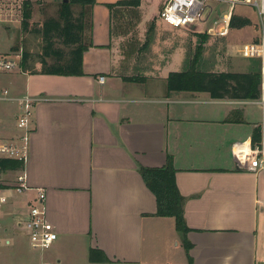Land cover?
<instances>
[{"label":"crops","instance_id":"0c3cea01","mask_svg":"<svg viewBox=\"0 0 264 264\" xmlns=\"http://www.w3.org/2000/svg\"><path fill=\"white\" fill-rule=\"evenodd\" d=\"M118 1L95 0L84 8L81 74L23 72L25 86L0 87L13 96L41 98L34 106L25 166L28 189L15 194L9 187L19 170H3L13 176L1 182L6 203L0 264H41L45 258L98 264L88 260L91 248L107 257L104 264H188L185 250L180 256L174 218L154 215L155 196L139 172L163 167L168 156L184 198L193 264H264V171L239 168L231 152L233 143L251 140L254 128L264 135V105L256 99L211 98L207 92H169L168 74L186 68L183 44L170 51L168 44L160 49L153 43L154 0H140L136 7ZM240 16L257 26L254 39L244 42L257 41L264 18L258 16L259 24L250 14ZM161 22V29H174ZM176 51L177 63L171 64ZM235 51L227 54L237 59L206 60L209 67L202 70L249 72L251 60ZM15 73L21 71L6 74ZM5 103L10 105L6 126L13 131L19 107ZM37 189L45 192L46 216L58 235L40 251L38 263L24 232L14 226Z\"/></svg>","mask_w":264,"mask_h":264},{"label":"trees","instance_id":"16d2710c","mask_svg":"<svg viewBox=\"0 0 264 264\" xmlns=\"http://www.w3.org/2000/svg\"><path fill=\"white\" fill-rule=\"evenodd\" d=\"M95 0H68L62 2L58 18H48L41 28L35 30L41 35V51L37 55L40 68L36 71H27L30 74H54V75H79L81 74L82 54L85 46L82 43L83 30L86 24L85 7L92 6ZM140 0H121L115 3L118 6L136 7ZM78 5L81 10L74 15L71 6ZM114 4L109 6L112 8ZM21 26L26 30L30 19V3L25 1L23 5ZM251 24V21L242 16L231 14L229 28H243ZM153 28V21L149 31ZM147 41V40H146ZM148 42V41H147ZM62 46L67 51H64ZM27 56L22 54L21 69L27 70ZM51 58V62L47 59ZM258 68L251 66L249 72H209L198 70L194 60L188 61L182 71H172L167 76V90L207 92L211 98L230 99H256L259 94V63ZM261 140L260 127L254 128L251 142L258 143ZM2 170H18L21 163L13 159L0 160ZM139 172L156 200L155 216H169L175 220V228L181 236V243L185 250L188 264H193L189 255L192 243L187 239L190 228L187 227L183 217L184 198L180 194L176 181L175 169L170 156L163 167H140ZM91 263L108 262L102 251L91 248L88 254Z\"/></svg>","mask_w":264,"mask_h":264},{"label":"built area","instance_id":"2783aa9c","mask_svg":"<svg viewBox=\"0 0 264 264\" xmlns=\"http://www.w3.org/2000/svg\"><path fill=\"white\" fill-rule=\"evenodd\" d=\"M208 0H166L159 12V18L173 28H185L190 24L200 22L203 13L209 9ZM225 1V0H224ZM230 3L229 12L223 16L222 25L217 33L214 26L207 29L210 34L225 36L229 30L231 11L236 4H243L253 8L259 17L264 16V0H226ZM3 7L0 5V11ZM3 10H5L3 8ZM7 11H10L7 8ZM240 56L259 61V94L256 98L258 104L264 105V31L257 41L243 43L240 47ZM22 53L18 51H0V74L21 71ZM104 77L98 81L103 82ZM41 100L40 97L28 93L11 95L7 88L0 89V103L15 101L19 112L14 119L13 131L9 129L6 119L0 116V160L13 159L21 163L10 189L18 193L28 189L26 185L25 166L29 159L30 134L33 125L34 106ZM231 152L236 165L247 171H264V135L258 143L251 140L238 141L232 144ZM2 169L0 167V216L2 207L6 203V196L2 192ZM45 192L37 189L36 196L28 205L27 212L23 217L15 220L14 226L22 229L29 246L36 251L49 249L57 239V232L53 224L48 220L45 212ZM5 229L0 221V233Z\"/></svg>","mask_w":264,"mask_h":264},{"label":"rangeland","instance_id":"374dc122","mask_svg":"<svg viewBox=\"0 0 264 264\" xmlns=\"http://www.w3.org/2000/svg\"><path fill=\"white\" fill-rule=\"evenodd\" d=\"M25 1L30 3V19L29 25L26 30L22 29L21 21L23 15V5ZM63 0H0V5L3 8L0 11V51H18L27 53V71H36L40 68L38 54L41 51L42 39L41 35L35 30L41 28L42 23L48 18H58L59 9ZM155 1L158 3L155 4ZM166 0H154L151 2L153 5V12H155V17L152 19L153 26L155 24V31L152 32V38L154 37L153 43L161 48L168 47L170 51L173 48H176L178 44H181L185 49L186 64L188 61L194 60L195 66L198 70H202L205 67H209L206 64V60H218L222 62H230L237 59L235 55L227 54L228 50H236L238 55L239 51L236 49L240 44L242 45L244 41L254 37L256 31V25L251 23V27L244 29H237L230 31L226 36L213 35L208 32L198 33L202 28L207 25H213L216 30L222 25V18L224 14L227 13L230 3L226 0H208L207 5L212 8L210 17L206 24H201L196 22L188 25L185 28H174L171 30L161 29L159 23H162L159 18V12L164 5ZM238 5V6H237ZM234 6L233 14L240 16L241 14H250L252 17H255L260 24L258 16H255L252 12L254 9L250 6H244L243 4H237ZM155 6V9H154ZM7 8L10 11H7ZM71 9L74 15H77L80 11L78 5H72ZM252 10V11H250ZM210 9L203 13L202 20H204L209 14ZM241 13V14H240ZM87 16V15H86ZM125 19H128L129 16L125 14ZM132 18V16H130ZM264 18V16L262 17ZM134 21L133 19H131ZM264 27V23H263ZM148 28V27H147ZM262 33V31H260ZM254 39V38H253ZM246 43V42H244ZM240 45V47H241ZM57 46L62 47L60 45ZM63 48V47H62ZM240 49V48H239ZM64 51H67L63 48ZM177 51L174 54L175 61L171 64L177 63ZM245 59V58H243ZM249 60V59H248ZM250 65L258 68V64L254 59H250ZM48 62H51V58L47 59ZM186 66V65H185ZM21 70V73L15 74H2L0 75V87H7L10 89L11 86L17 88L25 86V74ZM10 111V105L4 102L0 103V116L5 119ZM13 176L11 172H2V178L7 176ZM17 194L16 191H14ZM2 246H0L1 248ZM184 248H180V256L184 257ZM35 255V260L39 262V253L40 251H32ZM179 253V252H178ZM31 256V255H30ZM177 256V254L175 255ZM32 257V256H31ZM175 259H177L175 257ZM49 259H43L41 264H55L49 263ZM81 264V263H76ZM104 264V263H98Z\"/></svg>","mask_w":264,"mask_h":264},{"label":"water","instance_id":"95a60500","mask_svg":"<svg viewBox=\"0 0 264 264\" xmlns=\"http://www.w3.org/2000/svg\"><path fill=\"white\" fill-rule=\"evenodd\" d=\"M62 2H68V0H63Z\"/></svg>","mask_w":264,"mask_h":264}]
</instances>
